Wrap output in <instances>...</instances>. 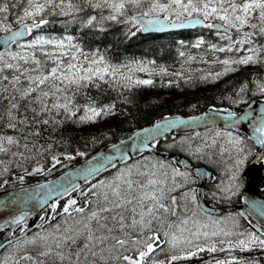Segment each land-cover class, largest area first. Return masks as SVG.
<instances>
[{
	"label": "snow or ice",
	"instance_id": "snow-or-ice-1",
	"mask_svg": "<svg viewBox=\"0 0 264 264\" xmlns=\"http://www.w3.org/2000/svg\"><path fill=\"white\" fill-rule=\"evenodd\" d=\"M57 16L65 17V23H79L81 28L99 33L111 23L122 24L127 37L137 31L175 29L185 24L214 29L223 42H207L214 58L204 62L222 67L208 71L201 79L218 78L241 65L264 66V43L258 39L264 38V0H0V126L10 130H0V154L9 157L0 161V176L8 173L13 159L18 166L21 159L34 160L31 171L44 172L61 164V157L72 158V151L53 150L55 136L50 137L52 143H39L49 126L55 132L67 120L80 124L121 111L115 101L98 104L88 98L78 103L82 89H99L101 82L130 89L134 84L153 83L151 78H134L132 73L166 71L163 66L149 67L154 62L133 60L126 72H120L126 65L110 63L104 50L85 47L67 32L45 34L41 26ZM202 43L203 36L198 37L197 47ZM217 52L224 55L217 57ZM249 91L264 103V76L253 73L251 84L245 80L236 89L231 103L244 104L241 111L210 104L208 113L187 119L214 122L215 114L222 112L226 127L234 129L251 121L253 137L264 145V108L257 111L247 106ZM119 99L122 103L127 100L122 94ZM183 122L181 116L165 113L133 134L137 137L133 147H155L161 135ZM221 137L220 151L227 143L232 155L227 182L220 181L207 192L212 199H230L240 191L241 169L251 151L249 138L236 131L217 128L211 136L207 130L204 133V140L213 145ZM172 146L197 159L203 158L207 147L203 142L193 146L184 136L174 137ZM112 147L128 159L116 145ZM77 153L85 155L78 149ZM43 155L50 157V163H41ZM113 159L108 156L100 163L98 155L72 175L92 181L100 169L113 166ZM141 159L143 164L137 161L124 165L111 177H101L84 187L80 197L87 196L83 199L87 207L70 195L80 185L75 189L71 183L51 186L53 196L62 193L67 197L62 210L68 215L61 223L32 235L26 234L30 212L10 217L11 227L0 237V264H186L205 251L222 254L208 256L205 264H264V219L253 216L255 211L264 216V204L250 200L244 211L217 215L200 203L196 182L207 173L194 171L184 160ZM258 159H264V152ZM16 179L22 182L24 176L17 175ZM50 208L55 214L57 203L53 201ZM241 217L248 220V227H242ZM50 218L47 213L41 216L43 220ZM17 227L19 235L12 230Z\"/></svg>",
	"mask_w": 264,
	"mask_h": 264
},
{
	"label": "trees",
	"instance_id": "trees-1",
	"mask_svg": "<svg viewBox=\"0 0 264 264\" xmlns=\"http://www.w3.org/2000/svg\"><path fill=\"white\" fill-rule=\"evenodd\" d=\"M23 2L24 0H21V3ZM10 19L13 24L16 23L14 17H10ZM50 19V23L41 26L45 34L55 33L60 35L67 32V34L73 35L85 47H95L104 50L110 63L126 65L125 68L119 69L120 72H126L127 67L130 66L129 62L133 60L145 63L151 61L154 63H150L149 67L163 66L166 71L162 74L159 72L149 74L147 72L136 71L132 73L134 78H151L153 83L134 84L130 89H125L122 86L113 88L104 82H101L102 86L99 89L93 86L82 89L80 95L77 97L78 103L83 104L88 98L96 100L98 104L115 101L117 107L121 109V111L113 115L100 117L95 121H85L80 124L74 123L72 120H67L57 126L55 132H53L51 126H49L46 134L40 138L39 143H52L50 137L55 136L56 144L53 150L59 152L72 151V158L64 160L61 157V164H57L44 172L31 171L34 160L25 162L21 159L18 166L17 161L13 159L11 165H9L8 173L0 176V187L20 182L16 179L17 175H23V181H41L48 179L58 172L74 165L78 161L94 154L105 145L123 138L133 130L161 118L165 113L171 115L195 114L208 109L210 104L218 108L223 107L236 110L243 104H232L231 97L236 95V89L240 84L245 80L251 84L253 73L264 76V66L241 65L235 71L225 73L218 78L205 77L201 79L208 71H218L219 68L222 67L220 64H208L204 62L205 60L214 58L212 50L207 48V42H223L214 34L215 30L207 27L162 34H144L141 31H137L136 35L127 37L125 35L124 25L122 24L111 23L105 32L99 33L88 28H81L79 23H65V17L57 16ZM201 36H203L205 43L197 47V38ZM258 39L260 43H264V38ZM181 41H183V43H181ZM181 52L184 53L183 56L180 55ZM215 55L218 57L224 55V53L217 52ZM189 56L192 57L191 60L188 59ZM176 73H181V75L177 76ZM185 77H188V79H185ZM121 94L127 98L123 103L119 99ZM248 95L250 97L248 101L259 98L257 94L251 91L248 92ZM216 129L217 128H211L207 129V131L210 133V131L213 132ZM0 130L10 131L3 129L2 126H0ZM205 131L206 130L196 132L199 133L198 136H194L193 133L168 135L160 139L156 145L161 149L184 155L195 163V165L204 166L213 173L211 181L203 187V198L207 205L219 207L233 205L234 201L239 198L237 194L239 195L241 193L243 186L242 179L240 191L230 199H212L207 196V192L209 190H214L217 183L220 181L227 182V168L232 154L228 151L227 143L224 144V151H220V144L223 140L222 137L216 138L217 143L215 145H210V140H204ZM179 136L190 139L193 146L201 142L206 144L207 147L204 148L203 158L197 159L191 157L182 149L172 146L173 138H178ZM93 137L95 138L94 140ZM248 143L251 151L244 162L241 174L245 165L254 157L257 151L252 142L248 141ZM77 149L84 152L85 155L80 156L77 153ZM141 157L163 160L152 154L146 153L135 161L142 160ZM7 159H9V157L0 154V161H7ZM163 161L176 162L172 160ZM133 162H130V164ZM41 163H50V157L43 155ZM117 169L115 168L94 178L84 187L101 177H111ZM83 188L71 194L77 197V203L80 204H83V199L87 198L86 195L83 198L80 197V191H82ZM179 191L180 189H177V192ZM259 192L260 194H264V186L259 189ZM66 199L67 197L57 203L55 214L58 213V215L56 217L51 216L50 222L44 228L37 229L34 232L48 229L62 222L64 216L68 215L63 213L62 210L63 203L66 202ZM240 223L242 227H248L247 220L243 217L240 218ZM23 226L24 225L20 227ZM13 231L15 234L19 233V228ZM34 232L29 235H32ZM4 233L5 231L0 232V237H2ZM209 254L212 253L205 251L192 258Z\"/></svg>",
	"mask_w": 264,
	"mask_h": 264
},
{
	"label": "water",
	"instance_id": "water-1",
	"mask_svg": "<svg viewBox=\"0 0 264 264\" xmlns=\"http://www.w3.org/2000/svg\"><path fill=\"white\" fill-rule=\"evenodd\" d=\"M198 27H203V26L185 24L182 27H178L175 29L155 28V29L145 30L141 32L144 34L168 33V32H173V31H180V30H192ZM0 46H2V41H0ZM247 106L249 108H254L258 111L264 108V103L260 101V98H255L247 102ZM243 108H245V105H243L238 110H233V109L231 110L239 112ZM208 112H209V109L204 110L199 113L188 114V115L172 114V115L181 116L182 118H184V122L170 127L165 132V134L161 135L158 138V141L168 135H180V134H186V133H193V132H198V131L205 130V129L212 128V127H218L222 129H234L230 126L226 127V124L228 122L225 120L224 118L225 114L222 112H217L215 114V117L213 118L214 122L210 120H201V119L188 121L187 119L188 117H200L201 114L208 113ZM156 120H154L153 122L145 126H142V127H139L133 130L131 133H129L127 136L123 138H120L116 141H113L105 145L104 147H102L100 150H98L94 154L78 161L74 165L58 172L57 174H55L54 176L48 179L41 180V181H22V182L12 183V184L0 187V232L5 231L3 236L7 235V232L9 231V228L11 227L10 217L18 215L19 212L21 211H28L31 213L29 216L26 217V221H27L26 234L27 235L35 229L46 226L49 223L50 219L43 220L41 219V216L44 215V213H47V215L51 217L53 212L50 208V204L53 201L58 202L59 200L66 197L62 193L59 194L58 197L53 196L49 192V188L57 184L71 183L73 185V188L75 189V186L77 184L80 185V187L86 184L88 181H85L82 176H74L72 175V173L77 169L86 168L90 163H92L93 161L97 159L98 155H99L100 163L104 162L105 157L113 156L114 157V159L112 160L113 166H106L100 169L98 173L94 175V177L107 173L115 169L116 167L127 164L130 161L137 159L146 153L152 154L164 160L187 161L185 158L179 155L172 154L170 152L161 150L159 147H157V145L155 147H150L147 149H140L138 145L136 147H133V142L137 139V137H135L133 134L137 132L138 129L149 127ZM234 130L246 135L249 138V140L252 141V143L258 149L256 156L247 164L246 169L243 173V179L245 181V189L242 195V199H243L242 203L234 205V206H230V207H224V208L207 206L203 200L202 188L205 184H207L211 180L212 174L207 168L203 166L195 167L187 161L194 171L199 170L200 173L210 174V176L205 174L202 176V179L197 180L198 181L197 188L200 194V203L209 209H213L217 215L220 213H225V212L244 211L246 208H249L250 200L259 201L260 203L264 204V197L258 194V189L262 186L264 182V178L262 175V172L264 170V159H258L261 153L264 152V145L258 144L256 142L255 137H253L252 133L254 130L252 129L251 121L245 122L238 129H234ZM113 145H116L120 152L126 153L128 156V159L125 160L122 156H119L117 152L113 149L112 147ZM22 187H23V190H22ZM32 189H35V192H32L31 191ZM25 192L28 193L27 196L25 195ZM37 197H43V199L42 200L37 199ZM82 206H86V205H82ZM253 216H255L258 219H264V216L261 215L260 211L253 212ZM16 235H19V233H16ZM2 247L3 245L0 244V248ZM241 254L246 255L247 253H241ZM220 255L222 254L221 253L211 254V256H220ZM208 256L190 259L186 262V264H205V261Z\"/></svg>",
	"mask_w": 264,
	"mask_h": 264
},
{
	"label": "bare ground",
	"instance_id": "bare-ground-1",
	"mask_svg": "<svg viewBox=\"0 0 264 264\" xmlns=\"http://www.w3.org/2000/svg\"><path fill=\"white\" fill-rule=\"evenodd\" d=\"M199 28V27H198ZM196 29V28H195ZM193 30V29H192ZM214 30V29H213ZM181 31V30H180ZM174 32V31H173ZM169 33V32H168ZM159 34H162V33H159ZM27 38V37H26ZM161 149V148H160ZM161 150H163V151H166V152H170V153H172V154H176V155H179V156H181V157H183V158H185L191 165H193V166H195V167H197L198 165H195V163H193L188 157H185L184 155H181V154H179V153H174V152H171V151H169V150H164V149H161ZM144 155V154H143ZM154 156V155H153ZM156 157V156H155ZM157 158H159V157H157ZM138 159V158H137ZM160 159H162V158H160ZM136 160V159H135ZM164 160V159H163ZM131 162H133V161H131ZM127 164H130V162L129 163H127ZM127 164H124V165H127ZM124 165H122V166H124ZM122 166H119V167H122ZM116 168H118V167H116ZM212 173V172H211ZM105 174V173H104ZM101 175H103V174H101ZM98 176H100V175H98ZM98 176H96V177H98ZM96 177H94V178H96ZM212 177H213V173H212ZM93 178V179H94ZM90 181H88L87 183H89ZM86 183V184H87ZM86 184H84V185H86ZM76 191V190H75ZM73 193V192H72ZM83 205V204H82ZM86 207V206H85ZM221 214V213H220ZM58 215V213L57 214H55V217ZM45 227V226H44ZM44 227H41V228H44ZM41 228H38V229H41ZM35 230H37V229H35ZM35 230H33L32 232H34ZM32 232H30V233H32ZM29 233V234H30ZM28 234V235H29Z\"/></svg>",
	"mask_w": 264,
	"mask_h": 264
},
{
	"label": "flooded vegetation",
	"instance_id": "flooded-vegetation-1",
	"mask_svg": "<svg viewBox=\"0 0 264 264\" xmlns=\"http://www.w3.org/2000/svg\"><path fill=\"white\" fill-rule=\"evenodd\" d=\"M118 168H120V167H118ZM117 169V168H116ZM85 185H83V186H81L80 187V189L81 188H83ZM72 194V193H71ZM70 194V195H71ZM263 196H264V194H262ZM237 196L239 197L238 199H236V201H234V204H237V203H240L241 202V200H242V193H240L239 195L237 194ZM66 198V197H65ZM236 202V203H235ZM222 215V214H221ZM248 220H251V218H248ZM248 220H247V223H248Z\"/></svg>",
	"mask_w": 264,
	"mask_h": 264
},
{
	"label": "rangeland",
	"instance_id": "rangeland-1",
	"mask_svg": "<svg viewBox=\"0 0 264 264\" xmlns=\"http://www.w3.org/2000/svg\"><path fill=\"white\" fill-rule=\"evenodd\" d=\"M208 133H209V132H208ZM211 133H212V131H210V133H209V136H211ZM210 145H211V143H210ZM212 153H213V152H212ZM136 160H137V159H136ZM135 162H137V161H135V160H134V162H133V163H135ZM139 162H140L141 164H143V163H144V161H143V160H140ZM34 233H35V232H34Z\"/></svg>",
	"mask_w": 264,
	"mask_h": 264
}]
</instances>
